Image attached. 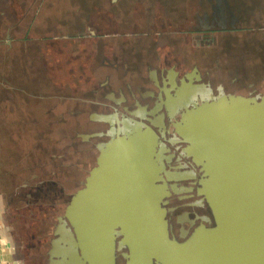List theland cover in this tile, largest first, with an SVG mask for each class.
I'll return each instance as SVG.
<instances>
[{"label":"rangeland","instance_id":"374dc122","mask_svg":"<svg viewBox=\"0 0 264 264\" xmlns=\"http://www.w3.org/2000/svg\"><path fill=\"white\" fill-rule=\"evenodd\" d=\"M34 4L41 17L31 22L33 33L45 41L43 59L54 64L58 99L51 102L57 109L19 115L18 102L5 93L8 71L0 76V191L15 256L24 264L80 256L69 209L90 186L104 152L134 134L137 126L114 131L129 119L156 137V184L165 183L169 193L162 205L169 237L183 242L200 224L212 227L194 182L163 174L203 176L175 126L188 111L232 98L264 105V0H10V10L14 16ZM29 22L27 15L21 25ZM11 54L0 48V60ZM241 193L248 208L264 207V180ZM226 215L205 248L207 258L194 256V264H226L224 235L228 225H239L230 220L233 213ZM89 239L93 247L98 236ZM113 241L114 264H126L121 235Z\"/></svg>","mask_w":264,"mask_h":264},{"label":"water","instance_id":"95a60500","mask_svg":"<svg viewBox=\"0 0 264 264\" xmlns=\"http://www.w3.org/2000/svg\"><path fill=\"white\" fill-rule=\"evenodd\" d=\"M187 113L190 116L183 115L175 126L179 133L185 130L180 134L191 145L190 151L196 154L202 149L200 157H192L208 177L201 183V194L215 226L196 229L183 242L169 237L162 207L166 196L154 176L158 168L147 160L144 150L154 149L156 137L145 127L104 152L90 186L73 200L69 222L80 256L74 254L68 264H114L116 233L128 250L126 264H194V256L207 258L205 248L216 238L220 221L226 220L229 212L234 216L230 220L239 225L227 226L226 264H264V207L250 209L241 198L251 182L261 186L264 180V105L232 98L212 109ZM195 126L198 129L194 130ZM135 132L141 134L135 136ZM143 134H149L150 141L141 137ZM225 169L226 177L219 178ZM102 201L108 206L101 211ZM93 234L98 239L91 247L88 242Z\"/></svg>","mask_w":264,"mask_h":264},{"label":"crops","instance_id":"0c3cea01","mask_svg":"<svg viewBox=\"0 0 264 264\" xmlns=\"http://www.w3.org/2000/svg\"><path fill=\"white\" fill-rule=\"evenodd\" d=\"M10 7V0H0V48L2 52L14 53L8 55L7 59L5 56L4 60H0V76H4L8 71L7 75L10 79L6 82L8 90H5V93L10 94L9 100L18 102L19 115L36 117V109L45 110V112L51 108L57 109L56 103L54 105L51 103L57 102L58 99L56 93L58 83L53 79L57 73L53 72L54 64L43 59V53L45 55L47 53L42 44L45 41L41 38L36 39L33 33L34 28L31 22L40 19L39 6L34 4L33 8L27 11L28 13L20 11L21 14L14 13V16ZM27 15L30 16V22L22 26L21 23L27 20ZM49 38L52 40V36L49 35ZM128 122V124H117L114 131L122 132L128 130L130 126H137L136 131H143L140 126L144 125L140 122L133 119H129ZM23 126L26 124L24 123ZM8 206L6 195L0 191V264H24L15 256L11 242L8 231Z\"/></svg>","mask_w":264,"mask_h":264},{"label":"flooded vegetation","instance_id":"af4514ba","mask_svg":"<svg viewBox=\"0 0 264 264\" xmlns=\"http://www.w3.org/2000/svg\"><path fill=\"white\" fill-rule=\"evenodd\" d=\"M191 128V127H190ZM194 128V130H196V129H198L197 128V126H195V127H193ZM191 131V130H190ZM190 131H189V133H190ZM136 133V132H135ZM138 133H140L141 134V132H138ZM138 133H136V135L135 136H137V134ZM144 133H147V132H144ZM180 133H184L185 134V130H181L180 131ZM231 136V135H230ZM141 137H144V139L145 140H149L150 141V135L148 134H143V135H141ZM140 137V138H141ZM184 139V138H183ZM194 144H197L198 142L197 141H194L193 142ZM231 143V142H230ZM191 145L190 144H188V151H187V153L189 154V156L192 158V160H193V163H195V164H197V165H199V163H198V161H195L194 160V158H195V156H196V154L197 155H199V157L201 156V154H200V152L202 151V149H201V151L198 153V150H196L197 152H196V154L195 153H193L192 151H190V149H189V147H190ZM152 148V147H151ZM154 148H155V146H154ZM144 150H145V152H146V158H147V160H152V162H154L155 163V165L157 166V168L159 167L158 166V164H157V160H158V158H159V154L156 152H154V149L151 151V149H150V147H149V149H145V147H144ZM186 152V151H185ZM230 152H231V150H230ZM232 153V152H231ZM195 154V156H193L192 157V155H194ZM198 157V156H197ZM199 169L200 170H202L201 169V166L199 165ZM159 168L157 169V173H155V178H158V177H160V175H159ZM202 175L203 176H201V177H199L198 176V178L197 177H195V176H191V175H189V174H182V175H178V174H163V179H167V180H173V181H179V180H192L193 182H194V184H195V187L193 188V190L195 191V193L197 194V195H200V196H202V194H201V188H202V185H201V183H202V181H203V179L204 180H206L208 177L207 176H205V174H204V172L202 173ZM161 187H162V190H163V192L165 193V196H168L169 195V193H168V190H167V185L165 184V183H162V184H159ZM171 188L173 189V188H175V186H171ZM187 190V192H190V191H193L192 190V187H190V188H187L186 189ZM175 192V191H174ZM164 202V201H163ZM209 207V206H208ZM210 209V208H209ZM171 211V210H170ZM210 211H211V209H210ZM213 226H215V222H214V220H213ZM212 226V227H213ZM200 228H205V229H207V228H211V227H206V226H204V225H202V224H200L199 226H197V227H195V230L196 229H200ZM194 230V231H195Z\"/></svg>","mask_w":264,"mask_h":264},{"label":"bare ground","instance_id":"6f19581e","mask_svg":"<svg viewBox=\"0 0 264 264\" xmlns=\"http://www.w3.org/2000/svg\"><path fill=\"white\" fill-rule=\"evenodd\" d=\"M133 152H134V151H133ZM103 167H104V166H103ZM103 167H102V169H103ZM102 175H104V174H102ZM100 177H101V176H100ZM103 180H105V176H103V177L101 178V181H103ZM68 262H69V261L66 260V261H65V264H68Z\"/></svg>","mask_w":264,"mask_h":264}]
</instances>
